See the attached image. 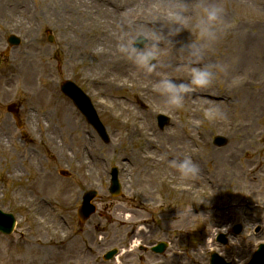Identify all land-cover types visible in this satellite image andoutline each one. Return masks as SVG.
<instances>
[{
  "label": "rangeland",
  "instance_id": "rangeland-1",
  "mask_svg": "<svg viewBox=\"0 0 264 264\" xmlns=\"http://www.w3.org/2000/svg\"><path fill=\"white\" fill-rule=\"evenodd\" d=\"M96 1L0 0V207L18 219L14 234H0V264H112L103 254L132 245L131 239L170 244L158 256L132 246L134 250L113 264H205L212 247L227 259L245 256L253 242L264 241V0H222L225 27L204 63L209 59L221 65L222 54L231 61L229 72L224 71L228 77L222 78L220 71L210 87L188 95L180 110L165 108L152 91L157 76L146 82L135 65L126 59L116 61L123 57L119 47L110 50L105 45L112 26L123 28L121 41L134 31L127 30L124 21L136 15L134 24L141 27L166 0H114L121 7L113 16L115 25L101 11L104 4ZM50 32L54 42L49 41ZM12 33L20 35L22 43L6 53ZM190 38L185 30L176 40ZM97 47L102 60L94 59ZM171 53L180 65L182 59L172 49ZM111 76L118 84L105 95L98 89ZM66 78L91 95L110 141L86 128L82 116L74 115L71 100L59 88ZM225 87L229 93L223 96ZM240 89L259 102V111L240 115L238 107L223 105L225 110L217 107L220 115L207 118L208 104L195 103L193 108L190 104L208 94L240 103ZM139 102L149 110L141 111ZM12 103L20 106L26 137L8 111ZM190 108L196 115L188 112ZM138 111L152 119L147 135L138 126L141 116L133 117ZM160 113L170 116L167 127L184 133L191 140L189 146L177 148L164 138L168 128H159ZM219 134L228 138L226 145L214 143ZM146 154L154 160L145 158ZM168 154L196 158L200 174L194 182L173 176ZM257 161L261 169L255 172L261 177L252 180L248 169ZM113 165L119 168L123 185L116 197L107 188L108 169ZM60 169L71 176L62 177ZM224 172L228 179H223ZM175 184L192 187L200 198L172 191L170 186ZM86 187L98 189L100 198L97 213L80 226L77 207L71 205ZM180 208L190 211L187 218L182 214L178 219ZM127 212L132 215V232L139 218L149 220L145 231L137 237L134 233L133 238L131 232L129 239L123 235L127 226L119 224ZM236 222L243 224V233L232 235L227 246L217 243L215 233ZM191 256L195 261L188 259Z\"/></svg>",
  "mask_w": 264,
  "mask_h": 264
},
{
  "label": "clouds",
  "instance_id": "clouds-1",
  "mask_svg": "<svg viewBox=\"0 0 264 264\" xmlns=\"http://www.w3.org/2000/svg\"><path fill=\"white\" fill-rule=\"evenodd\" d=\"M224 13L222 0H166L157 11L149 14L144 26L120 41L118 47L124 59L144 74L155 73L158 77L151 89L162 98L165 108H185L188 95L196 89L210 87L217 74L225 70L220 64L204 63L206 54L223 34ZM185 30L191 33V38L187 42L177 41L176 37ZM169 46L182 58L178 71L184 73V79L158 71L165 67L162 56ZM220 114L215 106L204 113L207 118ZM168 165L182 178H196L200 174L199 165L186 154H173ZM182 214L187 218L190 211L181 209L178 219Z\"/></svg>",
  "mask_w": 264,
  "mask_h": 264
},
{
  "label": "bare ground",
  "instance_id": "bare-ground-1",
  "mask_svg": "<svg viewBox=\"0 0 264 264\" xmlns=\"http://www.w3.org/2000/svg\"><path fill=\"white\" fill-rule=\"evenodd\" d=\"M136 1V0H135ZM139 1H146L148 2L149 0H139ZM151 2H154L156 0H150ZM92 4H93V1H90ZM96 3V2H95ZM165 3V2H163ZM95 5H98V4H95ZM98 8V7H97ZM100 9L102 12H106L105 15H109L111 18H112V23L114 24V20H116V18H113V16H117L118 13L115 11V10H109L107 6L103 5V6H100ZM111 22V21H110ZM115 25V24H114ZM123 28H121L120 26H112L111 27V30H110V35H109V39L108 41L106 42V46L112 50V49H115L118 47L120 41H119V35L124 32V30H122ZM236 36L238 37V35L236 34ZM96 50L94 51L93 55H94V59L95 60H102L103 58L101 56L98 55V49L99 47L95 48ZM171 47L169 46L168 48H166L164 50V53H163V56H162V59L164 60L165 62V67H163L162 71L164 72H168L170 74L173 75L174 78L176 79H182L183 78V75L184 73L181 72V71H178V67L179 65L176 64V61L173 59V57L171 56ZM86 51V50H85ZM171 53V54H170ZM176 53V52H175ZM212 55V51L210 50L205 58H210ZM221 58V65L223 66V68L225 70L221 71L223 72V76L222 78L224 79H227V74L224 72L226 71L227 73L229 72L228 70L230 69V63L231 61L227 58H223L222 57V54L220 56ZM122 59H124L123 57L122 58H117L116 61H122ZM214 59V57H213ZM223 59V60H222ZM207 61H210L212 62L211 60L207 59ZM180 62V61H179ZM209 62V63H210ZM142 76V78L147 82V81H151V79H154L156 77L155 73L151 74V75H146L144 74L143 72H141L140 74ZM98 78H94L93 80L94 81H97ZM98 81H101V80H98ZM153 81V80H152ZM151 81V82H152ZM92 82V81H91ZM106 83L107 85L104 87V88H101V89H98L99 91H102L103 94L107 95V94H110V92L112 91V88L118 84V81L115 77H108L107 80H106ZM225 90L227 91V88L225 87ZM240 93L243 94V97L241 98L240 100V103L239 101L234 103V101L231 99L230 101L228 102H216V101H211L209 100L210 98H205V97H198L195 99L194 103H190V104H193L192 105V108L193 106L196 104H200V103H203V104H208L209 107H211V105L215 106V107H218V108H221V109H224L225 110V106H227V108H237L238 107V110H239V113L240 115H243V113L245 114H248L250 113V111H259L258 109V106L260 105L259 102H257L256 100H254L253 98H250L251 96H249L251 93L249 92H246L244 91L243 89H240L239 91ZM158 95V94H157ZM249 96V98H248ZM123 102H118V104H122ZM259 104V105H258ZM225 105V106H223ZM195 111V110H194ZM191 108L188 109V112L194 116L196 115V112H194ZM199 111H200V108H199ZM139 116H141V122L138 123V126L141 127L142 125V128L146 130V135L149 134L148 133V128L151 129V124H152V120L151 118L146 115L144 112H135L133 114V117L135 119H137ZM135 121H132L131 124L132 125H135ZM246 127L249 126V121L246 120ZM137 126V127H138ZM188 134V133H186ZM85 136V135H84ZM164 138H166L168 141L172 142V144H174L177 148H182V147H186V146H189L190 145V142L191 140L189 141L187 138H186V135H184V133H178L176 130H175V127H172V128H168L166 129V133H164ZM172 154H168V156H171ZM151 161L154 160L153 156H150V155H145V158H147ZM198 157H200V155L198 154ZM191 158L193 159V155L191 156ZM209 158V156H208ZM168 161V160H167ZM215 162H217L215 160ZM261 162L260 161H257L255 163V165H253L249 170L250 172V179L252 180H258L260 179L261 177V174H259L258 172H255L257 169H261V168H258L260 166ZM255 172V173H254ZM223 174H225L223 177V179H228L229 177V174H227V172H224ZM173 176L175 178L177 177H180V175L177 173V171L175 169H173ZM182 180H185V179H188V178H182L180 177ZM194 182L196 178H192ZM173 188H175L176 190L178 191H181V190H184V191H188L190 188L189 187H185V186H178V185H174ZM195 194V193H194ZM143 231H145V229H142V231L140 233H142ZM242 251V250H241ZM249 254V252L245 255V257H247ZM250 256V255H249ZM248 256V257H249ZM244 259V258H243Z\"/></svg>",
  "mask_w": 264,
  "mask_h": 264
}]
</instances>
